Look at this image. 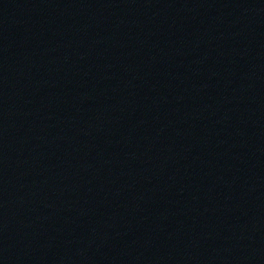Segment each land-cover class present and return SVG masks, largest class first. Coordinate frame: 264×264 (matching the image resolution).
I'll list each match as a JSON object with an SVG mask.
<instances>
[{
    "label": "water",
    "instance_id": "95a60500",
    "mask_svg": "<svg viewBox=\"0 0 264 264\" xmlns=\"http://www.w3.org/2000/svg\"><path fill=\"white\" fill-rule=\"evenodd\" d=\"M0 264H264V0H0Z\"/></svg>",
    "mask_w": 264,
    "mask_h": 264
}]
</instances>
